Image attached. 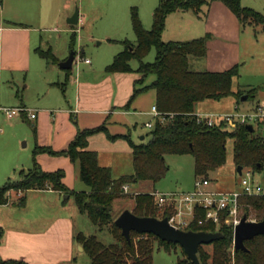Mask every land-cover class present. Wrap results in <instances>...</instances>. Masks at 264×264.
I'll use <instances>...</instances> for the list:
<instances>
[{
  "label": "trees",
  "instance_id": "obj_1",
  "mask_svg": "<svg viewBox=\"0 0 264 264\" xmlns=\"http://www.w3.org/2000/svg\"><path fill=\"white\" fill-rule=\"evenodd\" d=\"M213 2L224 3L237 17L243 26L252 24L264 25V14L241 5V0H160L153 13V26L146 30L139 18L136 7L131 9V23L136 36V44L128 40L122 41L124 50L115 56L113 62L106 68L112 72H131V61L137 60L136 70L141 79L136 83H144L147 77L153 75L154 82L144 89H135L126 109L135 97L146 89L156 91V108L164 119L156 118L151 131V140L147 144H135L130 134L111 135L106 124L78 130L75 139L66 150L55 152L49 147L35 148L33 167L21 170L18 179L9 180L0 187V205L11 202L10 190L16 189L21 193L30 190L52 189L70 197H75V204L81 213L86 214L93 225L100 230L108 229L114 236L115 242L103 244L96 236L76 235V241L88 254L91 264H153L155 246L170 252L179 244L162 241L153 234L131 232L128 242L122 235L121 229L115 225L114 203L132 195L135 206L131 210L139 217L169 218L172 208L160 212L157 193H130L124 191V186L142 181H159L167 172L166 155H193L198 178H209V173L226 164V144L228 138L234 140L235 164L243 170L249 169L254 173L264 172V135L250 132L246 126L240 125L229 129L225 125L208 126L199 122L195 113L197 103L205 100H221L235 97L237 103L245 94L248 99L256 97V90L249 92L233 91V81L240 76L239 65L236 64L222 72L194 71L190 68V57L203 58L207 55V44L211 35L186 42H164L162 35L165 30L166 18L176 11H193L201 16L204 7ZM152 48L156 50V58L152 63L144 62ZM38 54L48 60H55L53 53L37 50ZM98 133H105L112 140H126L134 155V173L118 179L112 176L109 167L99 164L98 153L89 150V139ZM51 156H66L71 162L80 166V179L89 188L88 191L75 192L64 183L65 172L44 171L37 162L39 154ZM25 196L20 197L19 206L24 207ZM242 214L247 219L256 222L264 221V197L243 196L240 200ZM204 217V211L197 209L196 219L184 231L219 232L222 238L209 244L211 251L199 247L198 259L200 264H264V235L245 242L247 251L234 252L233 228L228 225L217 227L213 224L200 225L198 220ZM179 258L177 264H193L187 260V255ZM0 264H28L24 261H0Z\"/></svg>",
  "mask_w": 264,
  "mask_h": 264
},
{
  "label": "crops",
  "instance_id": "obj_2",
  "mask_svg": "<svg viewBox=\"0 0 264 264\" xmlns=\"http://www.w3.org/2000/svg\"><path fill=\"white\" fill-rule=\"evenodd\" d=\"M123 1L0 0V6L7 4L11 7L19 8L22 12L9 19L0 15V73L5 74L11 80L15 75L24 74L29 78L37 73L42 77L45 84L44 87L41 86L37 91L38 99L35 102L26 100L24 95L17 90L16 97L18 101L9 106L12 109L26 108L36 113L37 117L35 119L30 118V112L22 113L19 116L27 121H36L34 131L38 134L37 146L49 147L55 152H60L68 148L70 143L75 139L78 130L91 129L106 124L111 135L130 134L131 136L132 130L137 125L135 120L137 117L150 116L155 121L152 114V108L156 105V91L154 89L143 90L135 97L130 106L127 109L125 108L133 96L135 89H144L151 85L155 77L149 76L144 83L137 84L136 82L141 79V74L136 72L137 68L131 66L133 69L131 72L109 73L106 71V68L120 52L112 59L108 57L101 59L97 65H93L92 62L86 63L91 67L83 72L78 71L74 76L73 69L69 71L60 68L59 64L67 60V58L61 59L56 56L51 45H49L47 50L43 49L45 46L41 36L42 31L57 32L59 29H63L65 33H73L72 42L76 40V33L78 31L76 25H70L67 22L69 25L68 29L65 27L61 28V22L59 21L61 8L54 11L53 7H65L68 9L76 5L80 7H101L104 4L106 7H114L112 12L116 14V7L120 4L122 5ZM215 4L213 2L207 7L208 11L205 14L204 25H201L200 21H197L199 19H196L201 16L197 14L194 16L190 15L189 11H184V13L176 11L169 14L167 16V31L171 18L180 19L183 16H187V20L190 22L188 27L177 29L172 38L169 36V39L182 42L185 40V35L190 36L194 34L198 36L202 35V31H204L205 34L211 35L207 44L206 56L209 55L212 44L219 40L215 35H218L222 39V45L228 47L230 45L224 43L223 40L230 42L229 39H233L232 46L235 49L237 47L238 51L239 46L237 42L239 41L241 29L245 26L241 24L228 7H226L228 8V12H226V9H223L224 7H214ZM216 11L223 14V18H218L220 20L217 19L218 21L216 22L223 23L218 25L226 27L220 32L216 28L217 32L213 34V24L216 27V23H212L211 20ZM84 18V15L82 17L79 16V23L81 19L83 22ZM43 24H49V30H47L48 28H42ZM102 24L105 36L99 37L94 33V35H91V38H99L108 42L116 41L115 39L119 38L117 35L122 33L116 31L117 26L120 25L118 17L112 14L103 20ZM145 27H149V25H145ZM177 36L178 38H173ZM48 43L50 42L48 41ZM38 49L43 51L50 50L55 60L42 58L37 52ZM235 63L233 64L236 65ZM218 64L222 65L221 63ZM229 67L227 68L229 69ZM227 68L223 69L227 70ZM209 71L222 72L217 69ZM67 85L71 87V94L65 96L64 101H61L54 93L45 92L46 90L49 92L55 86L65 87ZM28 87H30V84H28ZM47 94L51 95L50 99L48 101H41ZM257 96L256 94L254 98H257ZM257 106L264 107L260 102H258ZM195 113L199 115L196 107ZM133 120L135 124L132 122ZM148 123L154 122H146L144 124L145 127ZM103 134L106 135L105 133ZM103 134L98 133L89 139V150L98 153L99 164L103 167L111 168L114 179L133 174L130 170L131 167L128 166L131 160L129 156L133 152L129 143L124 139L112 141L107 135L102 139L100 136ZM118 141L124 142L119 145V148L115 147ZM106 152L113 156L112 161L114 159L121 160V158L126 160L127 158V165L123 161V165L125 164L123 172L116 171L114 173V169L116 168H114V164H111L113 163L112 161L111 163L102 164V154ZM37 162L46 172L63 170L65 172V185L70 190L75 191L70 188L73 185L70 183L69 172L73 175L77 172V167H75L69 157L51 156L45 153L37 156ZM120 163L121 161L118 162L117 166L120 167ZM22 170L25 169L23 168ZM77 189L80 191L75 192L89 190V188L87 190H83L82 188V190L80 188ZM129 189H131V185H128ZM28 193H34L38 197L40 215L30 219L28 217L22 218L24 221H28L26 225L15 226L12 224V221L15 219L14 211L11 208L15 204L12 200V194H10L11 202L9 204L0 205V261L15 260L24 261L28 264H76L79 252H85L83 247L76 241V235L82 233L77 228V220L82 214L78 207L67 209L65 205L66 199H62L65 194L52 189L30 190ZM21 196H24V193ZM25 199L28 201L26 197ZM26 201L24 207L27 204Z\"/></svg>",
  "mask_w": 264,
  "mask_h": 264
},
{
  "label": "rangeland",
  "instance_id": "obj_3",
  "mask_svg": "<svg viewBox=\"0 0 264 264\" xmlns=\"http://www.w3.org/2000/svg\"><path fill=\"white\" fill-rule=\"evenodd\" d=\"M159 1L160 0H124L122 5L120 4L116 7V14L112 12L114 7H106L104 4H102L101 7H80L79 5H76L75 7H69L68 9L65 7H53L54 11L61 8L59 13L61 14L59 15L61 28L65 27L68 29V19L75 13L76 10L79 11V16L82 17L84 15V23L81 19L80 23L76 25V29L78 31L76 33V40L73 42L72 32L65 33L63 29H59L57 32L42 31L41 36L45 46L43 49L47 50L49 45H51L54 54L61 59L68 58L70 53L74 51L76 53L77 63H74L72 72L75 76L78 71L83 72L91 67L86 64L84 61L85 59H89L93 65H97L101 59L107 57L112 59L117 53L121 52L124 49V45L121 43L122 41L128 40L132 44H136V36L131 23V9L133 7L137 8L143 27L146 30H150L153 26V13L159 4ZM215 3L214 7H224L223 9H226V12H228V8H226L227 6L224 3ZM241 5L245 8H251L264 14V0H241ZM207 11L208 8L204 7L201 17L196 18L199 19L197 21H200L201 25L205 24V14H207ZM18 13L22 12L17 7H11L7 4L0 6V15L6 19L16 16ZM181 13H184V11H181ZM188 13L193 16L195 15L193 11H189ZM112 14L118 17L120 25L117 26L116 31L122 32L117 35L119 38L115 39L116 41L114 42L104 41L99 38L92 39L91 35H94V33L99 37L105 36L102 21L107 17H110ZM218 18H223V14L216 11L211 20L212 23H216V27H214L213 24V34H215L217 30L218 32L224 30L226 27L218 25L223 24L216 22L220 20ZM145 25H149V27H145ZM189 25L190 22L187 20V16H183V18L180 19L171 18L169 21V29L167 31L166 18V25L162 35V40L164 42L172 41L173 39H169V36L172 38L177 29L186 28ZM49 27V24L42 25V28H48L47 30H49ZM202 32V35L198 36L194 34L190 36L185 35V40L182 42L205 37L207 34H205L204 31ZM178 36L173 38H178ZM215 37L219 40L212 44L208 56L203 58L190 57V68L194 71L197 70L200 72L215 69L222 71L225 70L223 68H227L228 66L232 67L234 65L233 63L236 62L235 64L239 65L240 76L235 78L233 81V91L249 92L250 90L255 89L258 96L257 98L251 97L246 101H241L239 104L236 102L237 99L232 96L221 100H205L203 102H199L196 105V111L199 116L203 118H216L220 116L242 117V115L255 111L258 107V102L264 106V25L252 24L243 27L240 32L239 41L237 42V45L239 46L238 51L237 47L235 49L232 46L233 39H229L230 42L223 40L224 43L230 45L228 47L221 44L222 39H220L218 35H215ZM48 41L50 43L47 44ZM82 50L84 51L83 53ZM155 58L156 50L155 48H152L144 59V62L152 63L155 61ZM218 63H221L222 65H219ZM131 66L133 68H138L139 62L137 60H133L131 61ZM26 76L24 74L15 75L12 81L11 79H8L5 74L0 73V106L9 108V106L16 103V101H18V98L16 97L17 90H19L20 93L24 95V98L30 102H35L38 99L37 91L41 88V86H45L42 77L37 73L29 78ZM150 77L154 76L151 75ZM28 84H30V87L27 88ZM52 89L49 92L48 90L45 92L50 94L54 93L61 99V101H64L65 96L71 94V87H69V85L65 87L55 86ZM50 94L45 95L41 101H48L51 97ZM135 120L137 125L135 129L132 130L131 139L137 145L142 143L147 144L152 138V129L145 127L144 124L149 121L154 122V119L150 116H139ZM132 122L135 124L134 120ZM35 124V120L27 121L17 114L12 119L7 118L5 114H0V187H3L9 181V178L10 180L18 179V173L23 168L26 171L29 168H32L33 154L36 146L38 145V134L34 131ZM247 124H251L254 127L256 134L264 135V122L241 123L236 118L234 120V125L225 126L229 129H233L240 125ZM105 136L106 135L103 134L100 137L104 139ZM142 137L145 138L142 139ZM121 143L124 142L118 141L115 147L119 148ZM226 151V164L209 173V179L211 181V185L208 188L209 190H241V176L237 173L234 140L232 138H228L227 140ZM102 155V164L111 163L113 160V156H111L110 153L106 152ZM129 157L131 158L130 163L127 162V158L126 160L121 158V160L114 159V161H112L113 163L111 164H114L113 166L116 168L114 169V173H116V171L123 172V170H125V164L127 165V163L129 164L128 166L131 167L130 170L134 173L133 152ZM117 158L119 159L118 156ZM119 161H121L120 167L117 166ZM123 161L125 162L124 165ZM164 162L168 170L159 181H142L131 184V189H129L128 192H155L158 194H170L192 192L195 189V183L198 177L196 175L195 158L193 155H166ZM73 164L77 167V172L73 175L69 172L70 183L73 185V187L70 188L75 191H80L77 188L87 190V186L80 179L79 164ZM256 178L264 182V172L258 173ZM9 194H12V200L15 203L11 206L15 214V219L12 221V224L15 226L26 225L28 221H24L22 218L28 217L30 219L40 215V208L38 205L39 199L36 194L28 193V191L24 193V196L28 199V201H26L27 204L23 208L19 206L22 193L13 189L10 190ZM66 196L68 195H63L62 199L65 200ZM65 205L67 206V209L76 208L75 197L71 195L67 200H65ZM134 206L135 202L132 195L118 199L114 203L113 215L115 218H118L125 210H133ZM77 228L78 231H81L86 236H96L97 239L105 245L115 242L114 236L108 229L100 230L98 227L93 225L89 217L84 213H82L77 220ZM203 247L211 251L210 245H204ZM77 257L76 264H90V258L86 252H79ZM184 257V250L180 245H178L175 250H171L170 252L159 249L158 245H156L153 255V264H177L178 259ZM233 263L234 260L232 264Z\"/></svg>",
  "mask_w": 264,
  "mask_h": 264
},
{
  "label": "built area",
  "instance_id": "obj_4",
  "mask_svg": "<svg viewBox=\"0 0 264 264\" xmlns=\"http://www.w3.org/2000/svg\"><path fill=\"white\" fill-rule=\"evenodd\" d=\"M90 63L89 59L84 60ZM76 62V58L75 61ZM30 112L31 119H35L36 113L26 108H5L0 106V114H5L7 118L12 119L15 115ZM154 118L164 119L156 106L152 108ZM199 122H205L208 126L234 125V120L241 123H258L264 122V107H257L255 111L242 115V117L225 116V117H201L197 115ZM251 125V124H247ZM147 128L153 129L154 123L146 124ZM253 171L243 170L241 175L240 191H212L209 190L211 185L210 179L198 178L195 183V189L186 193L157 194L158 207L160 212L172 208V215L167 218L169 223L177 229L183 230L188 227L195 219L198 210L204 211V217L198 220V224H213L217 227L228 225L235 231L236 226L240 223L243 214L240 200L243 196L264 197V182L258 180ZM124 191L128 192V186H124ZM248 221L256 222L252 219ZM234 244L232 246V256L234 258ZM234 264V263H233Z\"/></svg>",
  "mask_w": 264,
  "mask_h": 264
},
{
  "label": "water",
  "instance_id": "obj_5",
  "mask_svg": "<svg viewBox=\"0 0 264 264\" xmlns=\"http://www.w3.org/2000/svg\"><path fill=\"white\" fill-rule=\"evenodd\" d=\"M70 25H77L79 23V11L76 10L73 16L68 19ZM76 53L72 51L64 62L60 63V68L63 70H72ZM248 96L245 95L241 101H246ZM246 128L254 131L252 125H247ZM144 139V137H142ZM243 168L237 167V173L241 176ZM68 199V196L65 197ZM115 225L121 229L123 237L130 242L131 232L139 234H153L162 241L168 243L179 244L185 254L187 260L193 264H200L198 259V251L201 245H209L222 238L219 232H194L184 231L172 226L168 219H157L154 217H139L132 211L125 210L116 220ZM264 235V221L252 222L248 221L246 216H243L240 223L236 226L234 231V251H247L245 242L254 239L257 236Z\"/></svg>",
  "mask_w": 264,
  "mask_h": 264
}]
</instances>
